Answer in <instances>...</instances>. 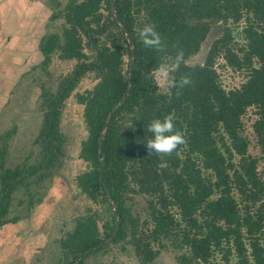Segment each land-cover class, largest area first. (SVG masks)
Returning <instances> with one entry per match:
<instances>
[{
	"label": "trees",
	"instance_id": "16d2710c",
	"mask_svg": "<svg viewBox=\"0 0 264 264\" xmlns=\"http://www.w3.org/2000/svg\"><path fill=\"white\" fill-rule=\"evenodd\" d=\"M46 1L52 13L40 45L43 66L56 55L76 60V64L55 92L42 88V121L35 139L38 153L32 161L6 166L8 139L14 128L2 136L0 228L27 219L28 238L44 232L38 227L44 220L42 194L66 187L57 183L64 156L63 108L82 78L93 72L98 80L94 87L76 94L84 105L88 130L80 150L88 169L77 175L76 185L93 202L106 204L108 216L102 228L93 212L83 216L61 240L67 264H86L91 255L127 238L140 264H153L160 247L167 246L165 240L177 249L187 248L177 255L180 264H264V164L258 172L261 159L248 154L249 139L242 134V116L256 107L253 130L264 163V0ZM59 20L65 21L61 33L52 29ZM242 20L245 43L235 48L231 44L236 38L232 24ZM221 21L223 34L212 43L205 62L189 64L212 24ZM145 25H153L160 34L164 51L143 45L139 31ZM106 34L111 44L103 42ZM181 50L184 62L170 79L190 76L193 84L162 92L155 71L171 63ZM220 53L230 66L249 68L239 87L226 89L221 84L215 68ZM167 116H172L175 130L188 143L184 165L179 158L183 145L171 155L148 152L146 147V140L153 138L149 124ZM220 126L231 139L227 151L219 147L214 136ZM234 151L240 156L238 165L232 161ZM199 158L204 169L215 173L217 183L203 176L197 167ZM136 163L141 164L138 174ZM140 174L142 179L137 177ZM141 180L142 191L154 194L160 205L169 199L177 206L179 220L168 210L158 209L152 198L148 204L154 228L146 231L127 206V194L133 183ZM233 183L243 198L240 202L232 193ZM34 186L42 187L39 196ZM21 188L26 198L19 202L25 203L27 212L11 216L14 193ZM154 240L160 244L157 249L152 246Z\"/></svg>",
	"mask_w": 264,
	"mask_h": 264
},
{
	"label": "rangeland",
	"instance_id": "374dc122",
	"mask_svg": "<svg viewBox=\"0 0 264 264\" xmlns=\"http://www.w3.org/2000/svg\"><path fill=\"white\" fill-rule=\"evenodd\" d=\"M47 5L49 6V2H47ZM48 9L50 18L52 10L50 6ZM104 13L107 14V11L104 10ZM143 19L144 17L141 15V20L144 21ZM63 24L65 25V21L61 22L59 20L53 24L52 29L58 30L61 33ZM244 26V20L238 24H232L236 38L231 44L235 48L245 43L241 35ZM223 31V21L213 23L207 38L202 43L200 51L191 56L188 59V63L191 65L203 64L212 43L223 34ZM102 40L104 43L111 44V37L107 36V34ZM75 64L76 60H62L56 55L48 66H43V62L36 65V67L34 66V71L29 75V84L26 80L23 86L25 88L22 87L19 91H16V96L12 101L13 106L10 107L11 111L7 113V119H9L10 114H13L12 125L11 122L8 121L6 125H10L8 128H3L1 135L2 139V136L7 131H11L13 128L15 130V132L11 134L9 140L11 151L9 154L7 153L5 155V160H7L8 163L7 166L14 167L27 159L32 161L36 157L38 145L35 144V139L41 126L42 109L44 106L42 88L50 92H55L59 82L73 70ZM255 65H257V63H255ZM215 68L219 74L221 84L226 89L239 87L247 79L249 74L248 67L234 68L230 66L224 57V53L218 54L215 60ZM155 77L160 91H167L168 87H166L165 80L160 77L158 69L155 71ZM170 78L171 74L168 79ZM97 81L95 73L90 72L86 74L72 92L71 96L66 100V104L63 108L60 125L65 138L63 147L64 156L61 161V167L59 168L60 179L57 183L58 185L65 184L66 187L63 188V186H60L61 189L58 187L54 192L45 190L42 194L43 203L41 206L43 209H41V215L44 216V220L38 227H43L45 233L43 232L40 234V240L32 245L28 253L31 264H67L61 247V240L65 238L69 232L74 230L80 218L83 216L93 212L99 218V225L101 228L104 217L108 216V211L105 208L106 204L93 202L76 185L77 175L88 169V164L80 158L81 144L82 141L86 139L88 130L84 119V105L77 101L76 94L92 89ZM257 117V108L250 107L242 116V134L249 139L248 154L261 159L257 168V171L261 172L264 164L262 160L263 154L258 143V138L253 130V124ZM214 136L219 147L227 151V147L231 145V139L228 134H226L223 127L220 126L218 133H215ZM224 153L229 160V154L226 152ZM233 153L234 157L232 161L238 165L240 156L235 151ZM179 158L183 165L188 162L187 141L179 151ZM200 159L201 158L198 159L197 167L202 171L203 176L209 179L208 181L217 183L218 178L215 173L210 169H204ZM139 165L141 164L136 163L134 165L137 174L140 171ZM229 172L231 175L233 174L232 169H230ZM137 177L142 179V174ZM142 182L143 180H141L139 184L133 183L132 190L127 194V206L136 217H139L140 224L145 225L146 231H151L154 228V222L149 216V199H155L153 204L158 209L160 208L163 211L168 210L179 220L180 210L177 206L171 203L169 199L166 200L164 205H160L154 194H147L142 191ZM47 183L49 184V181H47ZM236 185L237 183L232 184V193L240 202L243 198ZM33 189L34 192H36V196L42 193V187L39 188L38 186H34ZM158 193L156 194L159 195ZM166 194L167 192L163 193V195ZM24 198H26V196L23 188L14 193L11 216L27 212L25 203L19 202L20 199ZM165 243L167 246L160 247V254L153 264H180L177 255L187 251V248L177 249L172 246L170 240H165ZM159 245L158 240L152 241V246L156 249L159 248ZM218 255L221 256L222 252L218 251ZM232 263H235V257H233ZM86 264H140V259L135 252L134 246L129 238H127L119 243H111L104 250L91 255L87 258Z\"/></svg>",
	"mask_w": 264,
	"mask_h": 264
},
{
	"label": "crops",
	"instance_id": "0c3cea01",
	"mask_svg": "<svg viewBox=\"0 0 264 264\" xmlns=\"http://www.w3.org/2000/svg\"><path fill=\"white\" fill-rule=\"evenodd\" d=\"M48 7L46 0H0V149L2 130L8 121L12 125L13 114L7 119V113L16 91L26 80L29 84V75L44 60L40 45L50 24ZM28 228L27 219L0 228V264H31L28 253L40 235L28 238Z\"/></svg>",
	"mask_w": 264,
	"mask_h": 264
},
{
	"label": "clouds",
	"instance_id": "9594fccd",
	"mask_svg": "<svg viewBox=\"0 0 264 264\" xmlns=\"http://www.w3.org/2000/svg\"><path fill=\"white\" fill-rule=\"evenodd\" d=\"M139 37L143 45L157 51H164L165 45L160 34L155 30L153 25H145L139 31ZM184 62L183 51L177 52L171 63L162 64L158 69L159 75L165 80L166 87L183 89L193 84L190 76L181 77L179 81L168 79L171 73L179 69ZM148 131L153 134L152 139L146 140V147L149 151L162 155H171L179 146L186 143L184 135L175 130L172 116L153 120L148 127Z\"/></svg>",
	"mask_w": 264,
	"mask_h": 264
},
{
	"label": "water",
	"instance_id": "95a60500",
	"mask_svg": "<svg viewBox=\"0 0 264 264\" xmlns=\"http://www.w3.org/2000/svg\"><path fill=\"white\" fill-rule=\"evenodd\" d=\"M112 5H114V2H112ZM112 10H113V12H114V10H115L114 6H113Z\"/></svg>",
	"mask_w": 264,
	"mask_h": 264
}]
</instances>
